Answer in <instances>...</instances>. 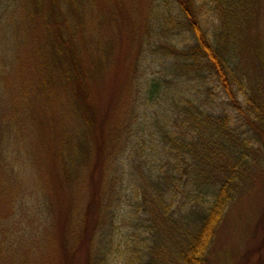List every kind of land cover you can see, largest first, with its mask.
Instances as JSON below:
<instances>
[{"label":"trees","instance_id":"1","mask_svg":"<svg viewBox=\"0 0 264 264\" xmlns=\"http://www.w3.org/2000/svg\"><path fill=\"white\" fill-rule=\"evenodd\" d=\"M156 1L151 21L165 43L147 48L166 63L144 78L138 112L116 133L101 122L93 155L95 76L76 38L86 4L0 0V201L15 198L21 170L34 163L38 173L47 136L61 187H77L90 170L102 174L83 209L66 200L59 241L50 244L62 258L73 261L86 245L87 264H205L264 141V76L253 82L239 67L250 52L264 75L262 0ZM96 50L98 72L103 41ZM36 179L42 190L44 177ZM11 229L0 230V252L16 253Z\"/></svg>","mask_w":264,"mask_h":264},{"label":"rangeland","instance_id":"2","mask_svg":"<svg viewBox=\"0 0 264 264\" xmlns=\"http://www.w3.org/2000/svg\"><path fill=\"white\" fill-rule=\"evenodd\" d=\"M83 1L86 4L80 15L83 25L76 38L85 66L95 76L89 82L91 98L97 109L96 127L89 135L94 155L98 142L96 133L101 122H113L109 134L116 133L121 128V120L126 119L133 108L138 112L139 108L135 106L144 78L162 68V62L166 63V59L153 54L147 47L152 42L157 41L160 45L165 41L164 30L151 21L150 12H153L156 0ZM262 5L263 19L264 0ZM101 41L106 45V51L101 54L103 60L97 72L99 64L96 62L100 54L96 46ZM239 67L246 71L251 81L263 80L264 75L250 52L243 56ZM229 115L235 118L238 113L229 110ZM241 119L244 120L243 116ZM51 146L52 139L47 136L40 152L43 157L37 162L38 173L34 163L27 171L21 170L16 176L19 182L13 184L17 189L15 198H6L5 203L0 201V230L10 226L16 238L12 239L16 242V253L0 252V264H25L20 259L24 255L29 257V264H87L89 251L86 245L72 251V261L69 260L70 256L62 258L60 252L52 250L54 244H50L52 239L59 241L58 236L64 226L66 200L69 201L71 196L72 201L83 209L90 196L95 190L98 191L97 183L101 182L102 174L100 170H90L77 187H61L57 183V179L61 181L59 171L47 158ZM33 148H36L34 139L31 141ZM255 148L254 161L248 169L249 179L230 204L205 264H264V141L257 143ZM19 162L18 159L17 164ZM38 175L43 176L47 183L42 190L38 187L40 182L36 185ZM42 196L47 198L46 206L43 205ZM123 210L125 215L128 214V208ZM27 249L32 252H27Z\"/></svg>","mask_w":264,"mask_h":264}]
</instances>
